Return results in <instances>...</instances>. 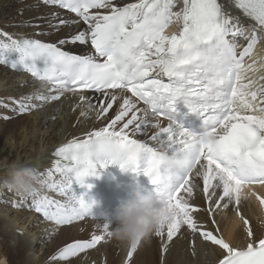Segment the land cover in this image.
<instances>
[{"label": "snow or ice", "instance_id": "snow-or-ice-1", "mask_svg": "<svg viewBox=\"0 0 264 264\" xmlns=\"http://www.w3.org/2000/svg\"><path fill=\"white\" fill-rule=\"evenodd\" d=\"M42 2L78 19L70 21L50 11L35 24L37 34L45 29L56 33L54 42L0 30V65L50 85L47 94L0 99V108L20 115L59 100L65 92L87 101L90 97L81 90H89L100 94L97 105H89L97 120H108L109 110L114 105L117 109L106 126L56 148L52 167L39 175L43 187L66 199L36 191L30 195L35 211L56 225L92 215L93 201L85 199L87 192L77 196L73 185L90 189L86 177L95 174L97 165L119 163L149 176L153 192L166 198L171 216L161 219L155 233L165 242V251L179 234L191 236L193 246L199 241L217 248V264H264V234H256L241 210L245 190L264 186V75L255 80L248 75L255 61L245 64L257 43L264 41V0ZM173 23L181 25L180 30L167 32ZM71 25L75 28L61 36ZM76 44H90L93 51L77 55L65 50ZM178 100L200 117L198 131L185 127ZM161 117L167 126H162ZM137 135L156 146L132 138ZM54 173L61 178L54 179ZM197 189L204 205L196 204ZM256 199L264 205V196ZM223 211H234L242 222L241 239H226L220 233L216 216ZM103 229L109 236L107 224ZM104 238L92 234L66 243L51 260L71 264L72 258ZM136 249L135 244L129 247L122 264H131Z\"/></svg>", "mask_w": 264, "mask_h": 264}, {"label": "bare ground", "instance_id": "bare-ground-1", "mask_svg": "<svg viewBox=\"0 0 264 264\" xmlns=\"http://www.w3.org/2000/svg\"><path fill=\"white\" fill-rule=\"evenodd\" d=\"M126 2L133 3L136 0H118L117 3L122 5ZM12 6H14V0H0V30L13 34L14 37L27 36L54 42L56 33L49 34L45 29L43 33L37 34L39 29L35 27V24L48 18L50 11L59 12L70 21L77 19L67 11L56 6L45 5L39 0L20 3L15 6V9H11ZM17 7L25 11L18 17H16L19 13ZM81 26H83L82 22ZM74 28L75 25L66 27L60 35L63 36ZM65 50L77 55L92 52L90 44L66 45ZM253 61H255L254 64ZM247 63L253 64L254 69L248 72V75L259 81V78L264 75V41L257 43ZM16 73V70L0 65V99L19 98L37 91L47 94L50 85L30 77L28 73L24 75ZM261 82L264 83V81ZM81 94L90 99L81 101L79 94L65 92L59 100L45 103L31 110L27 115H14L8 109L0 108L1 117L4 115L12 117L0 120V246L3 245V249L0 247V264H14V262L15 264H54L50 259L59 247L82 235L95 232L101 233L105 238L96 248L86 250L85 253L72 258L71 264H122L126 259L130 246L114 238L107 239L109 236H106L103 224H99L103 222L99 218H85L71 225H56L47 220L43 214L36 213L34 209L32 211L15 209L9 197L13 195L23 197L28 206L31 205L32 197L22 196L3 184L12 162L35 168L38 173L46 175L56 159L54 150L58 146L73 138H86V133L106 126L114 117L115 108L109 110L108 120L104 118L97 120L89 105H97L100 94L89 91L81 92ZM126 94L131 96L129 93ZM139 106L144 107L141 103ZM82 112L85 114L82 115ZM161 122L162 126H167L163 120ZM132 138L141 139L156 146L155 142L150 141L146 136L137 135ZM60 178L59 174L54 173V179ZM263 188L246 189V199L241 206L243 214L250 220L258 236L264 234V213L253 196L255 192H260ZM38 191L41 195L64 200V197L55 189L44 186L43 189L38 188ZM195 201L197 205H204L200 189H197L195 193ZM204 218V213L201 211V219ZM216 222L220 233L226 239L243 237L244 226L234 211L218 213ZM108 231H111L110 227ZM191 240V236L178 234L173 241L167 243V250L162 251L160 245L165 242L153 234L149 242H141L137 246L131 258V264H217V248L199 241L192 247Z\"/></svg>", "mask_w": 264, "mask_h": 264}, {"label": "clouds", "instance_id": "clouds-1", "mask_svg": "<svg viewBox=\"0 0 264 264\" xmlns=\"http://www.w3.org/2000/svg\"><path fill=\"white\" fill-rule=\"evenodd\" d=\"M3 184L22 196L32 195L38 188L43 187L38 171L18 162H12L9 166ZM91 200L92 205L97 203ZM166 216H171L166 198L137 186L133 187L111 212H101L99 219L111 228L108 233L110 238L129 246H139L141 242L150 241L158 230L161 219Z\"/></svg>", "mask_w": 264, "mask_h": 264}, {"label": "rangeland", "instance_id": "rangeland-1", "mask_svg": "<svg viewBox=\"0 0 264 264\" xmlns=\"http://www.w3.org/2000/svg\"><path fill=\"white\" fill-rule=\"evenodd\" d=\"M26 1H29V0H14V6H12L11 7V9H15V6H17V5H19L20 3L21 4H23L24 2H26ZM17 9H18V14H17V16L16 17H18V16H20V15H22V14H24L25 13V11L22 9V8H19V7H17ZM9 11V10H8ZM17 74V73H16ZM20 74V73H19ZM93 104H95L94 102H93ZM117 109V106L116 105H114V107H113V109ZM112 109V110H113ZM30 112H28V113H24V114H21V115H27V114H29ZM1 119H3V117H1V115H0V120ZM50 122H48V124H49ZM45 126H47V124L45 125ZM44 127V126H43ZM46 187V186H45ZM42 189L44 188V187H41ZM46 193V192H45ZM21 197H19L18 195H13V196H11V197H9V200H11L12 201V203L13 204H11L15 209H18V210H28V211H32L33 209H34V207H32L31 205H27V203H25V201L23 200V197L20 199ZM35 210V209H34ZM36 212V211H35ZM37 213V212H36ZM99 224H103L104 225V222H99ZM92 234H98V235H101V233H98V232H95V233H92ZM92 234H86V235H82V236H80L79 238H77V239H80V240H83V239H89L90 237H91V235ZM77 239H73V240H71V242H73L74 240H77ZM107 239H110V237L109 238H107ZM70 243V242H69ZM196 245V244H195ZM194 245V246H195ZM191 246L192 247H194L193 245H192V243H191ZM1 247V249H3V245L2 246H0ZM63 246H61V247H59V248H62ZM97 247V245L94 247V248H96ZM160 247H161V249H162V251L164 250V248H165V243L164 244H162V245H160ZM166 247H167V245H166ZM6 249V248H5ZM74 259V258H73ZM51 260V259H50ZM14 264H15V262H14Z\"/></svg>", "mask_w": 264, "mask_h": 264}]
</instances>
